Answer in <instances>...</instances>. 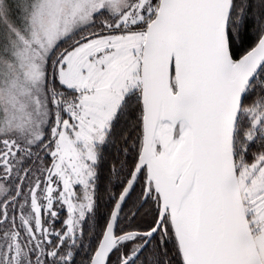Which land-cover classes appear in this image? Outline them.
I'll return each instance as SVG.
<instances>
[{
  "label": "snow or ice",
  "instance_id": "obj_1",
  "mask_svg": "<svg viewBox=\"0 0 264 264\" xmlns=\"http://www.w3.org/2000/svg\"><path fill=\"white\" fill-rule=\"evenodd\" d=\"M0 264H264V0H0Z\"/></svg>",
  "mask_w": 264,
  "mask_h": 264
}]
</instances>
